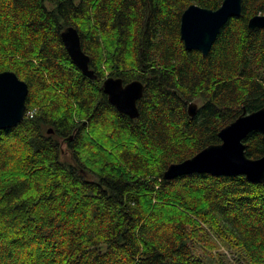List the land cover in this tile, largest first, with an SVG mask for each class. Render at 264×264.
Returning a JSON list of instances; mask_svg holds the SVG:
<instances>
[{
	"label": "trees",
	"instance_id": "trees-1",
	"mask_svg": "<svg viewBox=\"0 0 264 264\" xmlns=\"http://www.w3.org/2000/svg\"><path fill=\"white\" fill-rule=\"evenodd\" d=\"M223 2L0 0V73L29 88L23 122L0 130V264H264V183L165 178L264 107V29L249 28L264 0H243L206 56L181 38L189 6ZM109 77L144 84L136 119L110 103ZM244 144L264 156L260 132Z\"/></svg>",
	"mask_w": 264,
	"mask_h": 264
},
{
	"label": "water",
	"instance_id": "water-1",
	"mask_svg": "<svg viewBox=\"0 0 264 264\" xmlns=\"http://www.w3.org/2000/svg\"><path fill=\"white\" fill-rule=\"evenodd\" d=\"M226 4L227 11H225ZM242 12L243 0H224L216 10L194 4L189 6L181 18V38L186 49L198 50L206 56L222 27L230 19L240 17ZM191 20L199 22L195 28L188 24ZM249 28L264 29V15L254 16L249 22ZM62 40L75 65L86 77L94 80L97 76L90 69V57L82 49L78 30L75 27L67 28L62 33ZM0 76L15 78L17 82L24 85L21 93L6 90L0 99V130L11 129L25 119L29 88L27 83L14 72H1ZM103 91L120 113L132 119L139 116L138 102L145 91L141 81L136 80L125 84L121 78L109 77L104 81ZM197 108L196 104L189 106L191 116L196 115ZM252 132H260L264 139V107L253 113L244 112L219 132L221 143L209 145L195 156L172 164L166 171L165 178L207 173L215 176H245L252 182L264 183V156L251 159L246 155L244 140Z\"/></svg>",
	"mask_w": 264,
	"mask_h": 264
},
{
	"label": "snow or ice",
	"instance_id": "snow-or-ice-1",
	"mask_svg": "<svg viewBox=\"0 0 264 264\" xmlns=\"http://www.w3.org/2000/svg\"><path fill=\"white\" fill-rule=\"evenodd\" d=\"M227 8H228V5L226 4L225 11H227ZM198 23L199 22L196 20L188 21V24L193 28H195ZM67 42L69 43L70 41H67ZM71 43H73V41H71ZM23 88H24V85L17 82L15 78L0 76V99H2L3 94L6 90L21 93Z\"/></svg>",
	"mask_w": 264,
	"mask_h": 264
},
{
	"label": "rangeland",
	"instance_id": "rangeland-1",
	"mask_svg": "<svg viewBox=\"0 0 264 264\" xmlns=\"http://www.w3.org/2000/svg\"><path fill=\"white\" fill-rule=\"evenodd\" d=\"M26 115H27V109H26V113H25V117H26ZM32 117V116H31ZM130 117V116H129ZM220 251L221 252H223V253H229V250H227L223 245H221V249H220Z\"/></svg>",
	"mask_w": 264,
	"mask_h": 264
},
{
	"label": "bare ground",
	"instance_id": "bare-ground-1",
	"mask_svg": "<svg viewBox=\"0 0 264 264\" xmlns=\"http://www.w3.org/2000/svg\"><path fill=\"white\" fill-rule=\"evenodd\" d=\"M138 135V134H137ZM169 194V193H168ZM169 196H171V195H169Z\"/></svg>",
	"mask_w": 264,
	"mask_h": 264
}]
</instances>
